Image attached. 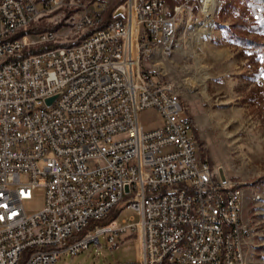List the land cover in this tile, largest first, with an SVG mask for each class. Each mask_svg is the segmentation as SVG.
Segmentation results:
<instances>
[{
	"label": "built area",
	"instance_id": "2783aa9c",
	"mask_svg": "<svg viewBox=\"0 0 264 264\" xmlns=\"http://www.w3.org/2000/svg\"><path fill=\"white\" fill-rule=\"evenodd\" d=\"M97 2L0 0V264H21L26 252L23 264H56L100 234L115 247L133 237L136 259L120 264H241L243 187L224 182L219 168V186L208 185L213 164L187 136L181 95L142 68L187 44L172 31L190 23L193 8L115 0L102 27L113 4ZM203 2L206 14L213 0ZM69 4L83 9L66 32L27 31L45 9ZM43 45L53 47L34 52ZM145 111L159 122L146 125ZM38 188L46 204L28 213L24 203ZM217 203L226 219L215 216ZM126 209L136 218L76 237Z\"/></svg>",
	"mask_w": 264,
	"mask_h": 264
},
{
	"label": "rangeland",
	"instance_id": "374dc122",
	"mask_svg": "<svg viewBox=\"0 0 264 264\" xmlns=\"http://www.w3.org/2000/svg\"><path fill=\"white\" fill-rule=\"evenodd\" d=\"M166 1L171 7L193 8L190 23L186 17L178 30V41L188 36L187 44L170 59L153 55L143 60L142 68L175 86L193 119L192 134L200 152L210 158L215 172L223 167L227 178L243 187L242 221L248 236L241 264H264V1L213 0L209 15L201 10L205 0ZM83 3L98 5L97 0ZM82 9L74 4L47 8L36 23L66 32ZM72 38L75 35L68 40ZM142 120L149 126L159 122L152 111L143 112ZM45 204V190L38 188L24 206L35 213ZM134 217L136 213L126 209L116 219L123 224ZM108 238L100 234L99 242L75 255L64 253L56 264H120L136 259L133 237L122 235L116 247Z\"/></svg>",
	"mask_w": 264,
	"mask_h": 264
},
{
	"label": "bare ground",
	"instance_id": "6f19581e",
	"mask_svg": "<svg viewBox=\"0 0 264 264\" xmlns=\"http://www.w3.org/2000/svg\"><path fill=\"white\" fill-rule=\"evenodd\" d=\"M213 2L210 8L213 7ZM201 10H205V2H202ZM209 10H207V13H206L207 15H209ZM180 21L181 20H179V27L183 23L182 21H181L182 23H180ZM183 21H186V20H183ZM172 40L178 41V30L172 31ZM176 51L177 49H171V58L174 56ZM169 94H176L175 87H169ZM184 126L187 127V136H191L194 140L195 136L194 134H192L194 133V126H193V120L191 117H184ZM207 180H208V185L219 186L218 173L215 172L212 166L211 168L207 169ZM215 216H217V219H226L225 203H217V205H215ZM243 259H244V252H243Z\"/></svg>",
	"mask_w": 264,
	"mask_h": 264
},
{
	"label": "trees",
	"instance_id": "16d2710c",
	"mask_svg": "<svg viewBox=\"0 0 264 264\" xmlns=\"http://www.w3.org/2000/svg\"><path fill=\"white\" fill-rule=\"evenodd\" d=\"M264 1V0H262ZM176 2H174L173 5H175ZM119 3H115L114 5H112L106 12V15H105V22L103 23L102 27H104L108 22H110L112 20V13H113V10L115 9V7L118 5ZM47 30H52V28H49V27H46V26H43V25H38L37 23H34L32 24L28 29L27 31L28 32H31V33H39V32H44V31H47ZM26 31H21L19 34H17L15 37H19L20 35H22L23 33H25ZM53 47V45H43V46H40L38 47L37 49H34V52H38V51H44L46 49H49ZM194 133H195V129H194ZM195 137H196V134H194ZM197 138V137H196ZM119 215V211H113L110 216L108 218H105L97 223H94L92 222L90 224V226L87 228H91V230H94L95 229V226L96 225H100V226H106V225H109L111 222L115 221L117 216ZM85 229V230H87ZM85 230H83L82 232H80L79 234H82ZM88 231H86L84 234H86ZM78 237V236H76ZM27 255H28V252H26V254L24 255L23 259H22V262L21 264H23L27 258Z\"/></svg>",
	"mask_w": 264,
	"mask_h": 264
},
{
	"label": "water",
	"instance_id": "95a60500",
	"mask_svg": "<svg viewBox=\"0 0 264 264\" xmlns=\"http://www.w3.org/2000/svg\"><path fill=\"white\" fill-rule=\"evenodd\" d=\"M56 98H57V96H54V97L49 98V99H48V104L51 105V104L54 102V100H55ZM219 173H220V175H221L222 180H223L224 182H227V176H226V173H225V170H224L223 167H220V168H219ZM126 190H127V192H129V190H130L129 185H127Z\"/></svg>",
	"mask_w": 264,
	"mask_h": 264
}]
</instances>
